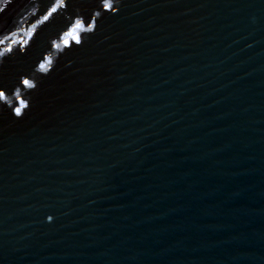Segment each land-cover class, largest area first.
<instances>
[{
	"label": "water",
	"instance_id": "95a60500",
	"mask_svg": "<svg viewBox=\"0 0 264 264\" xmlns=\"http://www.w3.org/2000/svg\"><path fill=\"white\" fill-rule=\"evenodd\" d=\"M0 92V264H264V0H23Z\"/></svg>",
	"mask_w": 264,
	"mask_h": 264
},
{
	"label": "bare ground",
	"instance_id": "6f19581e",
	"mask_svg": "<svg viewBox=\"0 0 264 264\" xmlns=\"http://www.w3.org/2000/svg\"><path fill=\"white\" fill-rule=\"evenodd\" d=\"M23 0H0V21L17 8Z\"/></svg>",
	"mask_w": 264,
	"mask_h": 264
},
{
	"label": "snow or ice",
	"instance_id": "6c2138e0",
	"mask_svg": "<svg viewBox=\"0 0 264 264\" xmlns=\"http://www.w3.org/2000/svg\"><path fill=\"white\" fill-rule=\"evenodd\" d=\"M23 83H24V85H28L29 84V81H27V80H25V81H23ZM4 95V93L3 92H0V96H3ZM19 109H17V114H19Z\"/></svg>",
	"mask_w": 264,
	"mask_h": 264
}]
</instances>
